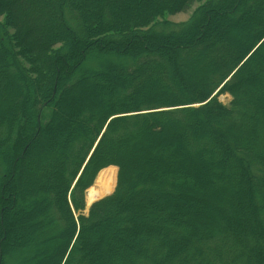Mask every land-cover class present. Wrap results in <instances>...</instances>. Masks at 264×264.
I'll return each mask as SVG.
<instances>
[{
    "label": "trees",
    "instance_id": "1",
    "mask_svg": "<svg viewBox=\"0 0 264 264\" xmlns=\"http://www.w3.org/2000/svg\"><path fill=\"white\" fill-rule=\"evenodd\" d=\"M195 1L0 0V264L25 261L15 211L69 238L48 264H264V0L164 19ZM251 2L245 46L216 36ZM190 164L220 209L190 203ZM109 166L115 190L84 214ZM108 224L127 242L101 260L88 242Z\"/></svg>",
    "mask_w": 264,
    "mask_h": 264
},
{
    "label": "rangeland",
    "instance_id": "2",
    "mask_svg": "<svg viewBox=\"0 0 264 264\" xmlns=\"http://www.w3.org/2000/svg\"><path fill=\"white\" fill-rule=\"evenodd\" d=\"M205 1H207V0H196L193 3V5L187 11L179 12V13L172 14V15L165 14L164 19H166L170 22H173V23L187 22V21H189V18L191 16V14L193 13V11L199 5L203 4ZM96 2H97V0H92L93 5ZM234 5H238L237 1H236V3H234ZM259 7H260L259 3L251 2L243 10V13L241 14L240 18H238V19L235 18V15L237 12L233 11L232 14H229V18H228L229 21H227L226 23L219 21L220 25L217 28L218 32L216 33V36H218L221 33H227V34L231 35L232 37H234V40L236 42L242 43L245 46L246 41H244V39H242V34H247L249 32V30L243 29V18H246L249 15L256 13V11L258 10ZM28 11H29L28 16H27L28 19H30L31 17H38L39 16V19H40L39 24L43 23L44 21L47 22L46 20H51V21L54 20L53 15H51L50 13H42L37 9H33L32 6L29 8ZM1 21H4V16H0V22ZM43 24H45V23H43ZM10 31L12 32L11 29H10ZM253 32L254 31H252L251 33H253ZM197 73H200V72H197ZM4 74L8 75V72L5 70ZM197 75H199V74H197ZM0 77H1V73H0ZM185 78L191 81L192 74H186ZM0 82H1V78H0ZM195 83L200 85L199 77H197V79L195 80ZM3 84L4 83H2V85ZM3 87H4V85H3ZM70 91L72 93H76L75 90L74 91L70 90ZM259 91L264 92V89H260ZM87 92H90V91L87 90ZM2 96H5V95L3 94ZM62 96H63L62 98H64L65 93H63ZM230 99H231V97L227 93H222L218 97V100L225 105H228ZM64 101H65L64 99L61 100V103L63 104V106L69 108L68 103H65ZM69 116H70V114H69ZM129 157L130 156L128 155V158ZM147 161H148V163L156 164L157 158L155 156H152ZM109 167L114 169V178L115 179H114L113 187L108 193L101 195L95 201H97L98 199H101L107 195H110L115 190L116 183H117L118 168L116 166H109ZM109 167H107V168H109ZM105 169L106 168H104L102 170H105ZM188 170L194 175V180H192V184L190 185V188L186 192L189 195L188 200L190 201V203L197 202L194 205L196 207L198 206V208L199 207L200 208H203V207H209L210 208L212 206H215V209H220L221 205L217 204V199L215 202V200L212 197H210V195H211L210 187L207 186L206 184H202V186L196 185V180H197V178H199V175H202L203 180L205 179V173L203 172V170H201L200 168H198L192 164L189 165ZM101 171H99L98 174ZM208 171H209L208 168H206V174H208L207 173ZM98 174H97V176H98ZM97 176H96L92 186L95 185ZM204 197L207 199H205V201L203 202ZM95 201H93V202H95ZM92 203L88 204L86 202V193H85V209L83 211L84 214L87 213V211H88V209ZM208 204H210V205L208 206ZM27 208L29 209L30 207L28 206ZM190 215H188V216H190ZM40 218L41 217L39 216V211L38 212L37 211L32 212V214L27 215V216L25 215V213L23 211H19V212L15 211L14 219L18 222V225L14 226V233L13 234H14V238H15L16 242L18 240L21 241L20 248H21L22 256L25 257L24 264H48L51 260H53L57 256V251H59V249L62 246L65 249V247L69 241V238H64V237H60V238H56L54 240H51L50 234L53 233V229L49 226L42 224V222H39ZM147 223H149V222L147 221ZM25 227H29V228L31 227L33 229V234H31V236L26 238V239L20 237L22 235V233L24 232L23 230L25 229ZM107 229H108L107 231H106V229H103L99 233L98 236L89 237V242H88L91 244V247H93V252L95 253V256L97 258H100L101 260H105V258H109L111 260V258L120 255L124 251V248H125L124 243L127 242V238L123 234L116 231L113 227V224H108Z\"/></svg>",
    "mask_w": 264,
    "mask_h": 264
},
{
    "label": "bare ground",
    "instance_id": "3",
    "mask_svg": "<svg viewBox=\"0 0 264 264\" xmlns=\"http://www.w3.org/2000/svg\"><path fill=\"white\" fill-rule=\"evenodd\" d=\"M114 179L113 168L102 170L97 176L95 185L87 189L86 202L90 204L101 195L108 193L113 187Z\"/></svg>",
    "mask_w": 264,
    "mask_h": 264
}]
</instances>
